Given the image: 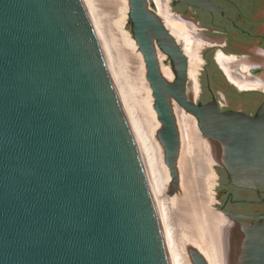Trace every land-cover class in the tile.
Here are the masks:
<instances>
[{
    "label": "water",
    "instance_id": "95a60500",
    "mask_svg": "<svg viewBox=\"0 0 264 264\" xmlns=\"http://www.w3.org/2000/svg\"><path fill=\"white\" fill-rule=\"evenodd\" d=\"M128 5L125 28L143 54L172 176L167 193L180 181L174 102L196 119L205 153L215 163L217 150L231 183L264 185V103L254 116L222 112L216 101L197 104L185 88L187 58L155 2ZM165 20L182 36L185 26L170 12ZM160 54L172 80L162 75ZM223 213L231 220L219 226L225 264H264V221ZM184 244L192 264H209ZM0 264H171L139 148L82 0H0Z\"/></svg>",
    "mask_w": 264,
    "mask_h": 264
},
{
    "label": "bare ground",
    "instance_id": "6f19581e",
    "mask_svg": "<svg viewBox=\"0 0 264 264\" xmlns=\"http://www.w3.org/2000/svg\"><path fill=\"white\" fill-rule=\"evenodd\" d=\"M82 1L97 33L113 82L139 148L163 227L165 222H162L159 199H162L165 204V194H168L167 191L172 182V176L169 167L165 163L163 146L157 136L161 123L154 108L152 89L146 79L143 54L140 52L134 38L131 37V34L125 28L128 21V0ZM169 1L155 0L158 8L157 12L164 19L169 30L180 39L181 36H178L177 32L173 31L170 24L165 20V15L170 12ZM202 46L203 43L201 41H195L193 43V55H188V73L189 77L194 81V90L202 62L199 55ZM164 57L165 55L163 54L159 55L161 61ZM121 58H124L132 68L131 70L134 71L135 75L132 73V77L134 75L133 78L137 82L135 85L136 94L128 92V89L122 83L123 81H120L122 84L119 82V75L117 74V76L113 72L115 68H112V66L118 64L119 62L117 63V61ZM161 72L167 80L173 79L174 74L169 66L163 67V64H161ZM173 110L181 133V146L177 162L180 181L178 186H176L175 196L172 201L173 203L177 202V204H191L196 198L195 193H205L207 189L211 193L210 198L213 201L212 188L216 183L217 175L212 166L214 160L203 149L201 132L198 129L197 121L175 102L173 103ZM208 205L205 209L206 212H203L201 227L197 230L195 229V231L193 230V232L190 230L189 232L191 233L188 232L189 234L182 238L180 245H177L180 238H177L178 242L173 244L167 234L168 232L163 227L171 264H192L185 248L184 243L186 241L198 249L209 264H225L219 236V226L221 224L228 225L229 221L215 210H210Z\"/></svg>",
    "mask_w": 264,
    "mask_h": 264
},
{
    "label": "flooded vegetation",
    "instance_id": "af4514ba",
    "mask_svg": "<svg viewBox=\"0 0 264 264\" xmlns=\"http://www.w3.org/2000/svg\"><path fill=\"white\" fill-rule=\"evenodd\" d=\"M208 1L214 8L180 0H171L169 5L170 14L185 26L180 39L171 33L187 58L188 71L186 48L199 39L203 43L196 88L188 73L186 92L189 95L195 91L189 96L197 104L216 101L222 112L254 116L264 103V0ZM166 63L171 65L167 57ZM211 153L216 158L213 169L217 175V211L230 222L223 212L238 215L248 224L264 221V185H234L226 168L217 162L214 147Z\"/></svg>",
    "mask_w": 264,
    "mask_h": 264
},
{
    "label": "rangeland",
    "instance_id": "374dc122",
    "mask_svg": "<svg viewBox=\"0 0 264 264\" xmlns=\"http://www.w3.org/2000/svg\"><path fill=\"white\" fill-rule=\"evenodd\" d=\"M169 5L171 6V0L169 1ZM105 21H106V19H105ZM126 30L131 34V37L133 38L132 33L127 28H126ZM160 62H161V64H163V67L169 66L171 68V65L169 63H166V57H164L162 61L160 60ZM117 63L118 64H115V66H112V68L116 69V67H117L116 70L113 69V72L116 75L117 74L119 75V78L117 77L119 82L123 81L122 83H123L124 87L128 89V92H130L132 94L133 93L136 94L135 85L137 84V82H136L135 78H133L135 75L134 71L131 70L132 68L130 67L129 64H127L128 62H126L124 58H121L119 61H117ZM132 73L134 74L133 77H132ZM120 74H121V76H120ZM120 78H121V80H120ZM144 78H145V76H144ZM212 166H214V163ZM216 186H217V184L215 183L213 185V188H212L213 201H211V198H210L211 193H209L208 189L206 190L205 193L204 192L195 193L196 198H194V202H192L191 204H186V203H184V204L178 203L177 204V202H175V201H174L175 203H173L172 200L175 196V193L165 194L166 195V197H165L166 198V202H165L166 205L164 204V201L162 199H159V203L161 204L160 205L161 206L160 211H161V216H162V222L163 221L165 222V223H163V227L168 232L167 234H168L169 238H171V241L173 244L179 241V244H177V245H180V243L182 242V238L185 235H187V234L193 232V230L195 231V229L197 230L198 228L201 227L202 221H203V214L206 212L205 209H206L208 204H209L208 206H209L210 210H214L212 208L211 204H217L219 201L215 197V195L217 194V191L215 190ZM161 201H163V202H161ZM163 204L165 207L163 206ZM184 206H186V207H184ZM188 207H189V209H188ZM198 217H199V219H198ZM190 230H191V232H189ZM199 231H200V229H199ZM177 238H180V239H178V241H177Z\"/></svg>",
    "mask_w": 264,
    "mask_h": 264
}]
</instances>
